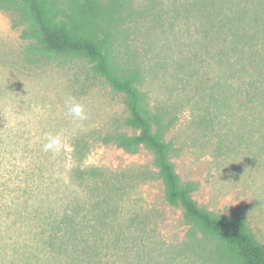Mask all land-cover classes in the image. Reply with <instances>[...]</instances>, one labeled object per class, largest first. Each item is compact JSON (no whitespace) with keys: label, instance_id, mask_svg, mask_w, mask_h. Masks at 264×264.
<instances>
[{"label":"rangeland","instance_id":"obj_1","mask_svg":"<svg viewBox=\"0 0 264 264\" xmlns=\"http://www.w3.org/2000/svg\"><path fill=\"white\" fill-rule=\"evenodd\" d=\"M130 2L110 42L139 69L177 172L202 207L240 214L264 244L262 26L254 53L234 40L239 0ZM18 21L0 8V264H227L167 202L152 151L103 142L133 132L123 94L87 59L30 58ZM49 134L59 152L43 150Z\"/></svg>","mask_w":264,"mask_h":264},{"label":"trees","instance_id":"obj_2","mask_svg":"<svg viewBox=\"0 0 264 264\" xmlns=\"http://www.w3.org/2000/svg\"><path fill=\"white\" fill-rule=\"evenodd\" d=\"M239 1L244 4L241 19L246 20L237 26L234 40L243 42L240 49L250 45V51L257 53L254 41L258 36L253 30L261 25L264 31V10L260 9L264 1ZM0 8L19 15L17 25L23 27L21 35L28 42L30 58L87 59L95 73L123 94L128 110L123 125L133 132L114 130L102 138L103 142L114 143L129 153H137L141 147L152 151L167 202L180 206L185 220L215 241V253L221 261L264 264V244L258 241L247 219L237 213L217 214L193 198L196 184L183 180L171 161L173 146L165 138L163 116L151 108L139 69L115 54L110 42L113 31L136 14L130 0H0Z\"/></svg>","mask_w":264,"mask_h":264},{"label":"clouds","instance_id":"obj_3","mask_svg":"<svg viewBox=\"0 0 264 264\" xmlns=\"http://www.w3.org/2000/svg\"><path fill=\"white\" fill-rule=\"evenodd\" d=\"M68 112L72 115V117L76 120L83 121L87 119V114L85 112L84 105L69 101L68 103ZM62 139L59 135H51L49 134L47 137V142L43 145V150L45 152L51 151L53 153L59 152L62 148Z\"/></svg>","mask_w":264,"mask_h":264}]
</instances>
